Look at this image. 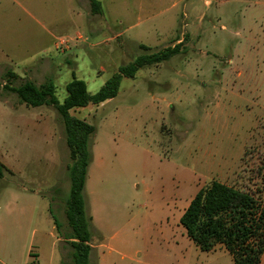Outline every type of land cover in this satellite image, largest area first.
<instances>
[{"label":"rangeland","instance_id":"obj_1","mask_svg":"<svg viewBox=\"0 0 264 264\" xmlns=\"http://www.w3.org/2000/svg\"><path fill=\"white\" fill-rule=\"evenodd\" d=\"M99 1L104 15L90 0H0V264H71L72 254L51 215L67 231L63 119L5 84L52 81L63 102L75 75L94 95L178 39L179 54L124 78L117 97L71 111L96 128L91 264H234L223 246L200 250L180 218L214 181L264 201V0Z\"/></svg>","mask_w":264,"mask_h":264},{"label":"trees","instance_id":"obj_2","mask_svg":"<svg viewBox=\"0 0 264 264\" xmlns=\"http://www.w3.org/2000/svg\"><path fill=\"white\" fill-rule=\"evenodd\" d=\"M90 4L94 15L103 13L100 1L90 0ZM141 48L150 51L147 46L142 45ZM181 49L182 42L137 57L121 67L94 95L88 92L86 83L74 75L65 86L67 96L63 102L58 98L57 87L52 81L39 86L31 81L18 87L5 84V89L16 94L21 103L32 108L51 106L63 119L72 160L69 167L70 193L65 201L67 231L63 232V224H60L53 211L51 215L64 243L72 248L71 264H91L94 249L89 230L92 218L86 213L84 190L92 160L90 143L96 132L95 126L71 115V111L114 99L124 78H133L144 67L170 60ZM6 74L9 78L17 77L12 71ZM5 169L0 164V179ZM180 223L188 238L200 250L210 252L217 246H223L232 256L234 264H262L264 201L252 192L214 181L193 197Z\"/></svg>","mask_w":264,"mask_h":264},{"label":"crops","instance_id":"obj_3","mask_svg":"<svg viewBox=\"0 0 264 264\" xmlns=\"http://www.w3.org/2000/svg\"><path fill=\"white\" fill-rule=\"evenodd\" d=\"M99 1V0H98ZM227 0H221L219 3H221V4H223V3H225ZM101 2V1H100ZM204 5H206V6H209L208 5V3L207 2H204ZM211 5V4H210ZM101 6H102V10H103V13L102 14H100V15H104V8H103V5H102V2H101ZM92 11V10H91ZM202 19V18H201ZM191 26L193 27V25L191 24ZM224 29H225V27L224 26H222ZM205 29H203L202 31H204ZM193 31V29H189V31L188 32H192ZM178 41L179 42H181V39H178ZM4 178V177H3ZM188 207V205H186V208ZM33 256V254H30V258ZM37 259H40V257L38 256V258ZM38 261V260H37ZM35 263L36 264H40V262L38 261V263L35 261Z\"/></svg>","mask_w":264,"mask_h":264}]
</instances>
